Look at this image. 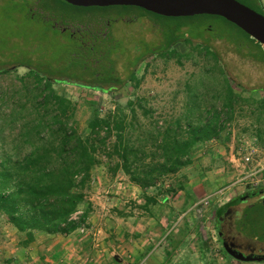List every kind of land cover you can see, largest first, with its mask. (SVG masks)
<instances>
[{
    "label": "rangeland",
    "instance_id": "374dc122",
    "mask_svg": "<svg viewBox=\"0 0 264 264\" xmlns=\"http://www.w3.org/2000/svg\"><path fill=\"white\" fill-rule=\"evenodd\" d=\"M241 1L264 12L259 0ZM84 15L64 0H35L29 4L25 0H0V62H18L31 48L41 60L53 63L52 72L69 74L64 53L73 49L71 33L62 28L68 25L75 29L77 26L66 21L71 17L81 20L87 17ZM88 16L95 22L99 16L108 19L121 38L133 31L151 38L161 35L163 43L174 36L181 40L175 45L179 56L148 54L137 66L136 79L117 89L105 92L55 81V92L70 99L75 107L72 118L82 135L89 134L88 125L94 117L109 114L134 122L135 132L153 127L164 130L189 109L197 120L201 114L206 117L214 109L221 110L230 88L233 112L222 114L224 126L218 137L194 148L192 164L146 190L132 183L122 168H116L117 160L109 163L104 153H98L101 162L92 171L84 189L85 201L78 210L79 215L87 213L89 220L73 231L76 243L65 245L64 253L57 258L51 256L52 242H48L44 254L43 248L40 252L42 263L32 258L38 256L36 253L23 255L20 248L25 247L27 235L0 216V264H11L15 255L19 264H264L227 256L215 228L219 206L264 187V61L250 55L256 51L248 49L250 44L237 51L230 41H240L243 33L221 16H145L136 6H108ZM207 40L218 60L215 52L202 47ZM13 66L0 75L3 124L19 111L25 114L24 121L29 119L28 101L36 87L26 67ZM15 137L9 134L7 142ZM114 141L112 136L109 142ZM246 157H251L250 161ZM170 187L175 191H169ZM148 197L156 201H148ZM170 207H174L173 216L156 224L155 216L167 214ZM38 238H43L42 234Z\"/></svg>",
    "mask_w": 264,
    "mask_h": 264
},
{
    "label": "trees",
    "instance_id": "16d2710c",
    "mask_svg": "<svg viewBox=\"0 0 264 264\" xmlns=\"http://www.w3.org/2000/svg\"><path fill=\"white\" fill-rule=\"evenodd\" d=\"M74 7L87 17L82 21L68 18L66 23L77 27L62 28L71 33L73 49L64 53L69 74L52 72L53 63L41 60L40 54H33L31 48L18 62H0V75L10 72L13 65L15 68L24 66L28 69L27 76L36 84L28 101L31 102L28 120L24 121L22 111L7 124L0 118V216L27 235L25 245L34 241L38 232L67 235L86 222L87 213L79 215L78 210L85 201L84 189L91 181L92 171L101 162L98 153H104L109 163L117 160L116 168H122L132 183L146 190L192 164L194 148L218 137L224 126L222 114L233 112V90L230 88L221 110L214 109L206 117L201 114L197 120L189 109L164 130L153 127L135 132L134 122H127L125 116L109 114L94 117L88 125L89 134L82 135L72 118L75 107L70 99L55 92L53 83L72 82L105 92L117 89L136 79L137 66L155 50L148 44L136 51L125 44L122 46L121 42L115 46L111 40L97 34L101 27L107 26L108 19L99 16L95 22L88 15L107 7ZM139 9L145 16H162ZM254 9L264 14L263 10ZM47 10L53 11V8ZM197 16L200 15L190 17ZM239 29L242 39L230 41L237 51L242 52L250 44L248 49L256 50L250 55L264 61V44ZM180 40L174 36L168 43L161 42V49L157 51L179 56L175 45ZM202 47L215 52L219 59L209 40L203 41ZM25 87L32 92L28 84ZM18 119H22L19 124L16 123ZM131 132L136 134L135 138ZM8 133L15 134L13 142H7ZM112 136L115 141L110 143ZM113 172L116 173V169ZM169 191L175 190L170 187ZM147 200L156 201L151 197Z\"/></svg>",
    "mask_w": 264,
    "mask_h": 264
},
{
    "label": "flooded vegetation",
    "instance_id": "af4514ba",
    "mask_svg": "<svg viewBox=\"0 0 264 264\" xmlns=\"http://www.w3.org/2000/svg\"><path fill=\"white\" fill-rule=\"evenodd\" d=\"M121 20L131 22L129 18ZM114 29L108 20L106 29L101 27L97 34H102L115 46L123 41L134 51L147 44L153 46L154 54L161 49V35L153 34L151 38L148 34L127 31L126 38H121ZM215 228L227 256L246 263H264V187L232 197L219 206L215 212Z\"/></svg>",
    "mask_w": 264,
    "mask_h": 264
},
{
    "label": "water",
    "instance_id": "95a60500",
    "mask_svg": "<svg viewBox=\"0 0 264 264\" xmlns=\"http://www.w3.org/2000/svg\"><path fill=\"white\" fill-rule=\"evenodd\" d=\"M80 7L136 6L166 17L217 15L264 44V14L239 0H65Z\"/></svg>",
    "mask_w": 264,
    "mask_h": 264
},
{
    "label": "crops",
    "instance_id": "0c3cea01",
    "mask_svg": "<svg viewBox=\"0 0 264 264\" xmlns=\"http://www.w3.org/2000/svg\"><path fill=\"white\" fill-rule=\"evenodd\" d=\"M259 3L261 6L264 7V1L263 0H259ZM117 203H113L112 206H114ZM174 206V205H173ZM93 207L95 208L96 206L93 205ZM162 213H159V215ZM174 214V207H170L168 210L167 214H163L162 216L158 217L155 216V222L157 223H163V221H165V218H171ZM89 220V218H87ZM173 229V226L172 228ZM157 230V229H156ZM42 234L43 238H38V236ZM73 233L71 234H67V235H63V234H46V233H42V232H38L36 233V237L34 239V241H32L31 243H29L28 245H25L24 248H20V250L22 251L23 255H27V256H32V254H37L38 256L36 257H32L35 258L34 260H39L40 263H42L41 261V257L40 254H44V250L48 244V242H52V244L49 246V248H53V253L51 254V256H54L55 258H57L58 256H60L62 253H64V247L65 245H67L70 242V245H72V241L75 242L74 240H72L73 238ZM61 242V244L59 243ZM76 243V242H75ZM43 248V251H42ZM67 248V247H66ZM69 248V247H68ZM42 251V252H41ZM41 252V253H40ZM19 258L18 256H12L11 257V264H19ZM31 263H33V261H30ZM30 262H28L27 264H29ZM24 264V263H23ZM35 264V262H34Z\"/></svg>",
    "mask_w": 264,
    "mask_h": 264
},
{
    "label": "built area",
    "instance_id": "2783aa9c",
    "mask_svg": "<svg viewBox=\"0 0 264 264\" xmlns=\"http://www.w3.org/2000/svg\"><path fill=\"white\" fill-rule=\"evenodd\" d=\"M250 159H251V157H246V160H247V161H250Z\"/></svg>",
    "mask_w": 264,
    "mask_h": 264
}]
</instances>
